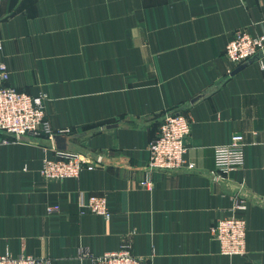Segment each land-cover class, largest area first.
Here are the masks:
<instances>
[{
    "label": "crops",
    "instance_id": "0c3cea01",
    "mask_svg": "<svg viewBox=\"0 0 264 264\" xmlns=\"http://www.w3.org/2000/svg\"><path fill=\"white\" fill-rule=\"evenodd\" d=\"M238 29L264 31V0H0L8 84L46 95L52 131L94 165L48 180L53 140L2 143L0 255L93 264L130 242L150 264H264L263 54L233 74L225 50ZM172 112L191 121L196 169L149 171L148 145ZM232 134L246 138L245 163L217 182L214 147ZM92 194L108 198L110 221L79 208ZM237 197L247 250L228 256L210 228Z\"/></svg>",
    "mask_w": 264,
    "mask_h": 264
},
{
    "label": "built area",
    "instance_id": "2783aa9c",
    "mask_svg": "<svg viewBox=\"0 0 264 264\" xmlns=\"http://www.w3.org/2000/svg\"><path fill=\"white\" fill-rule=\"evenodd\" d=\"M1 48V45H0ZM263 54L259 60L264 69V31L251 35L247 30L234 32L226 46L225 55L235 67H239L255 56ZM5 62L0 63V145L11 139L23 137L34 139L54 135L46 117V96L33 97L9 85L10 71ZM192 132L189 118L180 112L166 114L155 138L148 145L147 168L149 171L172 172L194 170L196 165L187 159V139ZM228 142L214 147V169L211 174L217 182H228L229 177L245 163L246 141L242 134H232ZM101 160V159H100ZM92 170L94 165L79 154L60 152L53 159H45L41 174L48 180L64 181L78 178L82 170ZM144 185L148 182H143ZM247 201L237 197L229 215L212 225L210 232L218 241L223 255L235 256L246 253V222L242 213L247 209ZM82 212H89L112 219L108 198L104 195L81 196L78 202ZM52 209H50L51 211ZM132 244L124 242L118 251L105 252L93 257V264H150L135 256ZM0 264H51L48 258L33 255H0Z\"/></svg>",
    "mask_w": 264,
    "mask_h": 264
},
{
    "label": "water",
    "instance_id": "95a60500",
    "mask_svg": "<svg viewBox=\"0 0 264 264\" xmlns=\"http://www.w3.org/2000/svg\"><path fill=\"white\" fill-rule=\"evenodd\" d=\"M243 65L239 66L233 72V74L236 73V72L238 73V71L242 69ZM201 97L202 96L196 97L194 100H192V103L193 104L196 103ZM112 127H114V126L113 125L108 126V128H112ZM69 140H70L69 136H65V135H62V134L54 135V137H53L54 146L56 147L57 150H59L61 155L66 156L68 154L67 151L69 150V147L67 146V141L69 142Z\"/></svg>",
    "mask_w": 264,
    "mask_h": 264
},
{
    "label": "rangeland",
    "instance_id": "374dc122",
    "mask_svg": "<svg viewBox=\"0 0 264 264\" xmlns=\"http://www.w3.org/2000/svg\"><path fill=\"white\" fill-rule=\"evenodd\" d=\"M45 96H46V95H45ZM47 99H48V98H47V96H46L45 104H46Z\"/></svg>",
    "mask_w": 264,
    "mask_h": 264
}]
</instances>
